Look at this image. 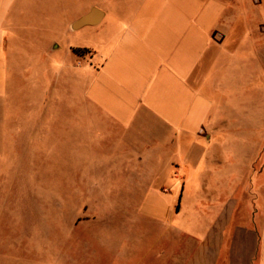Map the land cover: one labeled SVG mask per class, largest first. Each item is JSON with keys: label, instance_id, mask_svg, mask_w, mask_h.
<instances>
[{"label": "crops", "instance_id": "1", "mask_svg": "<svg viewBox=\"0 0 264 264\" xmlns=\"http://www.w3.org/2000/svg\"><path fill=\"white\" fill-rule=\"evenodd\" d=\"M98 1L62 20L65 36L104 24L108 12L101 6L117 0ZM30 2L0 0V184L9 179V161L35 160L42 150L55 160L53 125L65 111L69 140L79 142L67 143L66 161H106L96 167L97 175L145 182L141 190L135 183L126 186L121 196L142 198L139 215L173 227L174 196L152 181L177 166L164 161H173L170 152L183 138L192 139L190 155L210 131L214 102L202 78L226 4L138 0L107 52L83 62L63 39L35 28V19L28 29L19 24L34 12ZM92 10L90 23L75 27ZM181 181L180 200L186 190ZM233 218L234 208L223 205L194 235L180 237L187 254L166 250L162 264H264V224Z\"/></svg>", "mask_w": 264, "mask_h": 264}, {"label": "rangeland", "instance_id": "2", "mask_svg": "<svg viewBox=\"0 0 264 264\" xmlns=\"http://www.w3.org/2000/svg\"><path fill=\"white\" fill-rule=\"evenodd\" d=\"M28 1L34 12H26L19 24L28 29L35 19L31 24L41 32L87 50L79 56L83 62L107 52L138 2L110 1L101 6L108 17L100 28L65 36L62 20L98 0ZM222 1L225 17L202 78L214 102L210 131L190 155L192 139L183 138L170 152L173 161H164L177 166L167 178L152 181L174 196L173 227L139 215L142 198L121 196L126 186L135 183L141 190L145 182L97 175L106 161H66L70 137L64 111L53 125L55 160L42 150L35 160L9 161V179L0 184L6 193L1 198L0 191V264H162L166 250L187 254L180 237L194 235L225 204L234 208V223L264 224V0ZM70 142L79 144L75 137ZM23 175L26 180L18 181ZM181 178L186 190L180 200Z\"/></svg>", "mask_w": 264, "mask_h": 264}, {"label": "water", "instance_id": "3", "mask_svg": "<svg viewBox=\"0 0 264 264\" xmlns=\"http://www.w3.org/2000/svg\"><path fill=\"white\" fill-rule=\"evenodd\" d=\"M95 10H92L89 14L83 16L76 24L75 27H80V26H85L90 23V16L91 13L94 12Z\"/></svg>", "mask_w": 264, "mask_h": 264}, {"label": "trees", "instance_id": "4", "mask_svg": "<svg viewBox=\"0 0 264 264\" xmlns=\"http://www.w3.org/2000/svg\"><path fill=\"white\" fill-rule=\"evenodd\" d=\"M88 51L87 50H84V49H73V53L76 54L77 56H83L87 53ZM179 204V202H178ZM178 206L176 207V209H178Z\"/></svg>", "mask_w": 264, "mask_h": 264}]
</instances>
